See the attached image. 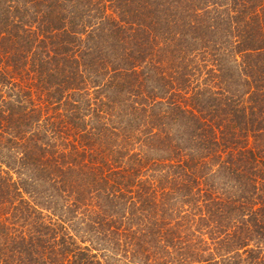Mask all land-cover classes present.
Instances as JSON below:
<instances>
[{
	"label": "trees",
	"instance_id": "1",
	"mask_svg": "<svg viewBox=\"0 0 264 264\" xmlns=\"http://www.w3.org/2000/svg\"><path fill=\"white\" fill-rule=\"evenodd\" d=\"M0 264H264V0H0Z\"/></svg>",
	"mask_w": 264,
	"mask_h": 264
}]
</instances>
